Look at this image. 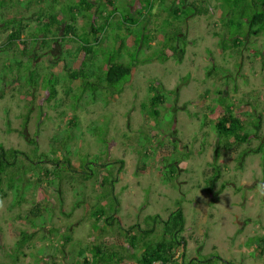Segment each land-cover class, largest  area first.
<instances>
[{
  "label": "rangeland",
  "instance_id": "obj_1",
  "mask_svg": "<svg viewBox=\"0 0 264 264\" xmlns=\"http://www.w3.org/2000/svg\"><path fill=\"white\" fill-rule=\"evenodd\" d=\"M75 1L0 0V143L29 155L35 147L51 159L60 160L63 152L69 158L68 166L38 162L33 170L17 173L21 182L25 178L19 203L1 184L0 264H82L85 248L95 243L135 264L129 256L138 250L127 246L124 229L138 224L129 234L161 239L159 221L145 217L163 219L177 206L184 214V252L176 246L172 254L178 260L166 264H264V33L244 35L236 48L217 46L218 36L234 28L226 20L236 23L231 9L240 6L249 13L252 0H155L148 18L141 14L145 0H112L111 7L104 6L113 13L101 31H87L93 15L96 25L102 17L80 8L84 17L77 16L73 37L48 39L46 48L30 45L38 12L64 15L63 7ZM91 2L97 6L103 0ZM173 7L177 17L169 13ZM222 9L226 14L220 18ZM124 13L137 22H121ZM12 16L26 26L20 34L26 54L21 44L7 48L8 27L2 24ZM176 29L180 34L169 42L175 46L172 54L162 44ZM79 41L89 44L88 54L73 58ZM110 58L137 63L124 83L91 85L97 94L92 101L80 93L77 80L66 77L61 62L75 68L83 60L85 77L96 82ZM28 72L38 80L30 89L23 78ZM51 74L55 93L48 97L44 78ZM151 85L164 97L156 116L140 108ZM225 106L248 132L245 142L214 133L213 121ZM171 145L178 152L172 154ZM181 152L188 156H178ZM174 164L170 180H163ZM44 167L53 177L38 180ZM113 196L117 205L112 208ZM108 215L114 216L111 226L101 221ZM149 226V234L138 230Z\"/></svg>",
  "mask_w": 264,
  "mask_h": 264
},
{
  "label": "trees",
  "instance_id": "obj_2",
  "mask_svg": "<svg viewBox=\"0 0 264 264\" xmlns=\"http://www.w3.org/2000/svg\"><path fill=\"white\" fill-rule=\"evenodd\" d=\"M38 1H41V0H38ZM50 1H51V4H54V5H56L58 2V0H50ZM154 1L155 0H145V3L143 5V8L145 11L143 10L141 13L143 14L145 18L146 17L148 18L150 16V10L153 7L152 4ZM161 1L162 0H159L158 3H160ZM255 1L259 2L258 6H255V3H256ZM238 2L239 1H236V4ZM189 3L194 4L192 1ZM94 4L95 3L91 2V0H76L75 3H71L67 5L66 9H64L63 7L61 14L64 13V15H58V13L56 12L55 14L53 13L41 14L40 12H38L34 18L36 19V21L39 20L37 21L38 22V24L36 25L37 27H35L34 28L35 31L33 30L34 32L33 33L31 32L28 36L30 45L35 46L36 44H38L37 46L46 48L48 39L52 41V39H55V38L61 39L65 36L73 37V34H74L73 32L75 30L73 24L75 23L77 16L84 17V15L80 12L81 11L80 8L89 9L91 10L92 15L97 14L99 15V17H102L101 21L99 22L100 25H96L94 24L93 17L95 16L93 15V17L90 18V21H89L90 24L88 26L87 31L94 32V33H97L98 30L101 31L103 26L108 24L109 22L108 19L113 13L112 8H110L109 11L105 12L104 6L111 7L112 0H103V3L101 2L97 6ZM139 5L140 4L138 2L134 4L133 6V8L135 7L134 11L136 10V7H140ZM251 6L252 7L249 13L242 11V7L240 6L233 7V10L231 9L230 14L233 15V18L235 19L236 23L230 24V23H233V21L232 20L228 21V19L226 20L228 23H226L225 25L234 26V28H232L231 29L232 31H230L229 33L224 32L223 34L218 36V41H217L218 48L222 50H226V49L233 48V47L236 48L238 46H241L240 38L244 37V35H249V36L254 37V36L259 35V33H264V0H252ZM235 8H237V10ZM224 9L221 10L222 13H221L220 18H222L226 14V12L223 11ZM63 10L64 11L66 10V12H64ZM169 13L172 16H176V17L179 14L175 7L171 8L169 10ZM180 13L182 14V12ZM136 14H139V12L137 13L136 11ZM234 14L237 16L235 17ZM43 16L45 17V19L42 21L39 18ZM122 16L123 18L121 22L123 23H126L128 25H133L137 22V19L135 18V16L132 17L127 13H124ZM166 23H169V21H166ZM241 23H244L245 26H241ZM54 24H56V28H54V31L56 30V33L52 35L53 38L52 37L48 38L49 32L52 30L51 26ZM2 25H5L8 27V33L6 35L7 48L9 49L12 45H15V44H21L22 45L21 52L22 54H26L27 50H25V45L27 43L24 39L20 37V34H22V31L24 30L26 26L22 25L20 20L17 21L14 16L10 18H4V22ZM37 29H38V34H36ZM178 30L179 29H176L177 32H174L173 35L167 34L166 37L163 39L162 46L165 48H168L172 54H175L176 50H175V46L169 42L170 41L172 42L177 38L176 35L178 33ZM59 31L60 33H58ZM213 34L217 35L218 33L214 32ZM141 37L143 41H145L146 43L147 35L146 36L142 35ZM79 42L80 44H78V46L75 48L73 52V58H76L77 54L80 52L82 53V57L83 55L88 54L87 49L89 48V44L87 42H82V41H79ZM162 55L164 56V54ZM32 57L38 58V55L34 53ZM81 59L79 62V66L75 68H70L68 63L66 61L64 62L63 59H61L62 67H63V70L65 71L66 77L69 80L78 81V85L76 87L81 91L80 93L85 91L87 97L90 96V99H91L90 101L95 100V97L97 95L95 92V88H92V86L95 87V84L102 83L103 86L109 88L112 85L116 84L117 82L124 83L127 77L131 75L132 68L137 63V61L136 62L133 61L129 64H123L118 61H111V58H110L109 62L103 65L104 67L103 76L97 79L96 82H94L93 80L92 81L87 80V78L85 77V74L81 69V65L84 63V61ZM148 59L149 58H145V59H142V61H146ZM14 63L19 67V64H20L19 60L14 59ZM30 66H31V62H30ZM23 78L25 80V83L28 89H30L31 86L36 85V82L38 81L37 77H35L33 73H30V72H28L27 75ZM44 80L46 81L47 84L43 87H46L45 90L47 91V95L48 97H51L55 93L54 85L56 83V77L54 74H51V77L49 78L45 77ZM222 92L223 90H219L218 93L221 95ZM148 93H149L148 98L146 99V101L140 104V108L142 112H145L147 110L149 111L151 115L156 116L158 112L157 105L163 104L164 97L152 85L149 86ZM73 119L74 117L68 120V123L70 126H73L72 125V123L74 122ZM240 122L241 121L236 116H233L230 114L229 108L225 106L223 113H221L213 121L212 128L217 137H222L225 139L228 137H232L233 140L236 142H245L249 134L245 130H240V127H241ZM52 140L54 143H56V139H54V137L52 138ZM171 147L173 148V151L171 152L172 154L178 152L174 150L175 149L174 145H171ZM50 151L53 154L55 152V149L50 150ZM65 152L66 153L68 152L67 148L65 149ZM31 154H33L34 156L29 155L15 148H5L0 143V192L4 194V191L1 188V184L3 183L4 188L6 187L8 188V190H11L13 194V198H14V203H19L20 200L22 199L21 183L25 180V178L22 179L23 180L22 182L20 181V175H18L20 174V172L22 174L23 173L25 174L26 171L33 170L34 169L33 164L38 163V162H48L49 161L51 164L63 162L67 166L69 165V158L66 155H64V152L60 160H58L56 156H54V158L51 159V155L44 153V152L36 153L35 147L32 148ZM177 155L181 157L188 156V154L184 152L177 153ZM33 158H36V159L39 158L40 161L33 160ZM164 158H166V156H164ZM176 158L177 157H174V159ZM116 162L121 163L122 161L116 160ZM87 163L89 164L90 162H87ZM174 167H175V164L174 166L170 165V167L168 168L169 171H167L168 174L162 175L163 180L165 181L170 180L171 174L175 171ZM76 170L78 171V169ZM56 171L59 172L60 170L56 168ZM37 173H38L37 175L38 180L40 179V176L53 177V170L47 169L45 167L38 170ZM81 173L83 174V177H85V175L87 174V172H83V171ZM17 177L18 179H16ZM110 182L112 184L113 180L111 179ZM112 201L113 203L111 205L113 208L117 205V199L115 196L112 197ZM35 210H38L36 206L34 209L30 210V213L33 215V212H35ZM93 213L97 214L96 211ZM102 215H100L99 217H101ZM95 217H96V220L101 219L98 216H95ZM146 217H145L146 222L147 220H149L150 217L153 220L157 219L159 221L160 226H161V231H160L161 234L159 236H161V239H156V238L151 239L150 238L151 240L150 239L148 240V239H145V236L135 237L134 234H129L130 232L129 229L133 228V226L138 227V224L130 225L126 229H124L126 233L127 246L128 247L130 246L131 248H137L138 250L137 255H135V253L134 254L131 253L129 256L135 259L134 260L135 264H153L154 262L156 264H166L172 258L175 257L176 254L173 255L172 253H173V249L176 246L178 247L180 246L184 252V238L180 234L182 230L184 229V226H183L184 225V214L180 206H177L175 209L170 210L166 214L165 218L163 219L159 218L160 216L158 214L147 215ZM25 218L28 219L29 222H31V219L29 217L25 216ZM113 218H114L113 215H108L106 217H103L101 221L103 222V224L111 226L113 223L111 219ZM34 223L35 222L33 221V224ZM136 230L137 228L135 229V231ZM138 230H140L144 235L149 234L153 231L152 227L150 226L147 228H138ZM22 239L23 240L21 242L25 241L26 238L24 239V237H22ZM134 243L137 244V247H136V244L134 245ZM105 247L107 249L106 251L105 250L103 251L102 250L103 247L99 243H95V244L90 245L88 248H85V250L87 251L88 257H83L82 264H125L123 262V257L121 256V254H119L118 251L111 249V247H109L108 245ZM174 260L177 261L178 256L175 257ZM177 264H182V263L179 261V263ZM227 264H232V263L227 262Z\"/></svg>",
  "mask_w": 264,
  "mask_h": 264
}]
</instances>
